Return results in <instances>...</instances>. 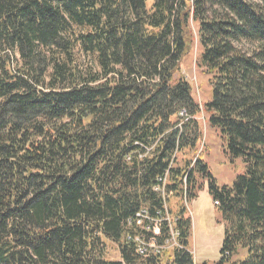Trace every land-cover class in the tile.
<instances>
[{"label": "trees", "instance_id": "1", "mask_svg": "<svg viewBox=\"0 0 264 264\" xmlns=\"http://www.w3.org/2000/svg\"><path fill=\"white\" fill-rule=\"evenodd\" d=\"M196 44L204 102L184 73ZM202 115L245 163L230 185ZM169 168L167 201L207 183L216 264H264V0H0V264H196L185 206L169 209L181 247L128 239L139 210L165 211Z\"/></svg>", "mask_w": 264, "mask_h": 264}, {"label": "rangeland", "instance_id": "2", "mask_svg": "<svg viewBox=\"0 0 264 264\" xmlns=\"http://www.w3.org/2000/svg\"><path fill=\"white\" fill-rule=\"evenodd\" d=\"M198 46L195 45L193 55L189 58L184 73L193 82L196 98L204 102L211 97V86L209 77L196 66ZM204 121V115L200 117ZM205 131L204 159L210 170L217 179L220 186L232 184L238 175L245 172V163L242 158L232 159L224 152L223 141L217 131L213 130L206 123H202ZM204 146L201 145L202 151ZM169 208L179 210L186 207V215L192 222V236L190 249L194 255L196 264H216L221 258V248L224 239V224L222 215L208 190L207 183L195 198L187 200L174 198L168 202ZM173 215V214H172ZM107 256L112 259H119L120 254L113 244L108 245ZM242 253L239 259H243Z\"/></svg>", "mask_w": 264, "mask_h": 264}, {"label": "built area", "instance_id": "3", "mask_svg": "<svg viewBox=\"0 0 264 264\" xmlns=\"http://www.w3.org/2000/svg\"><path fill=\"white\" fill-rule=\"evenodd\" d=\"M181 115L184 116L185 112L182 111ZM150 150V149H148ZM170 168L166 173L157 178V183L154 190L162 195L164 198V212H157V215H152L147 208H143L136 213V223L139 225L140 230L135 234H130L128 239L136 243L137 252L142 256H149L152 254H160L166 249L172 247H181L177 240L180 234L174 228L175 220L171 213L166 197L168 194L167 183ZM167 224L168 234L165 235L163 225Z\"/></svg>", "mask_w": 264, "mask_h": 264}, {"label": "bare ground", "instance_id": "4", "mask_svg": "<svg viewBox=\"0 0 264 264\" xmlns=\"http://www.w3.org/2000/svg\"><path fill=\"white\" fill-rule=\"evenodd\" d=\"M185 112V111H184ZM186 114V113H185ZM182 116V115H181ZM185 116V115H184Z\"/></svg>", "mask_w": 264, "mask_h": 264}]
</instances>
